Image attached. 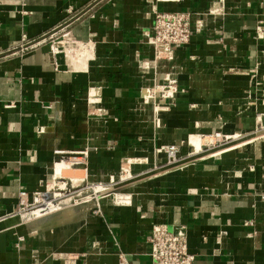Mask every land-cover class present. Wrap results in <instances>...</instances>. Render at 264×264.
I'll use <instances>...</instances> for the list:
<instances>
[{
  "label": "crops",
  "instance_id": "obj_1",
  "mask_svg": "<svg viewBox=\"0 0 264 264\" xmlns=\"http://www.w3.org/2000/svg\"><path fill=\"white\" fill-rule=\"evenodd\" d=\"M211 1L0 0V264H151L153 225L185 226L195 264H264V0L207 11ZM154 10L215 13L154 65L144 37ZM63 34L55 56L49 39ZM69 42L89 49L74 57ZM159 73L175 81L174 97L145 104L141 89ZM92 87L104 120L88 114ZM218 133L229 140L209 143ZM191 137L202 141L197 152ZM172 144L174 172L132 188L130 206L103 202L99 215L49 232L9 217L20 192L45 188L60 158L86 153L82 179L100 180L124 160L135 172L154 169L166 162L155 152Z\"/></svg>",
  "mask_w": 264,
  "mask_h": 264
},
{
  "label": "built area",
  "instance_id": "obj_2",
  "mask_svg": "<svg viewBox=\"0 0 264 264\" xmlns=\"http://www.w3.org/2000/svg\"><path fill=\"white\" fill-rule=\"evenodd\" d=\"M18 1L21 2L22 6H24L25 0ZM221 4L222 0H212L207 11L215 9L217 8V5ZM21 14L24 15L26 12L22 11ZM194 15L195 16L187 12L164 13L157 10L153 11V25L151 31L146 33L144 37L145 44L150 46L153 50L154 65L162 60H171L175 51L187 46L190 43L193 34L202 31L204 26L203 18L206 17V12ZM67 36V34H63L60 40L53 38V36L50 37V51L53 55L56 56L59 54L58 47L64 45ZM67 48H69L70 54L74 53L81 56V54L84 53V49H89V46L88 44L85 46L80 43L69 42ZM167 80V83H165V80L160 79L159 76L156 75V77L152 80V85L144 86L141 89L143 103H151L154 106L157 98L162 101L173 99L176 92L175 81L172 79ZM91 91H94L93 95H91ZM100 91L101 90L97 87L89 88L87 91L86 104L90 117L104 120L108 117V112L102 107ZM260 118H262V116H257L256 119L260 120ZM257 128L263 129L261 124L258 125V122ZM42 131L43 130L39 132ZM228 140L229 137L222 136V134L218 133L209 138V143L213 142L221 145ZM164 147L166 148V159L168 164H177L180 159L178 146L172 144ZM55 154L59 155V152L55 151ZM86 156L87 154L83 153L79 159L69 161V159L64 160L60 158L59 161L65 163L69 167L83 168L86 165ZM47 189V185H45V188L42 191L32 194L20 192L18 194L19 209L16 214L9 217H22L28 211L32 213V211L35 210L34 208L37 209V207L42 209L41 207H43L47 202L45 201L44 196L47 194L56 195L54 193H50V190ZM118 191H120V189ZM118 195L113 196L111 205L130 206L132 204L131 193L127 192L124 199H117ZM56 199L57 196L53 197L50 201L55 202ZM88 214L99 215L100 206L98 205L95 208H92V210L89 209L83 216H87ZM148 243L150 245L149 258L151 264H195V256L188 252V241L185 226H179L178 228L170 231L164 225H153L150 236L148 237ZM59 255L63 256L62 254ZM63 260H66L65 256H63ZM119 260L122 263L125 262L122 256H119Z\"/></svg>",
  "mask_w": 264,
  "mask_h": 264
},
{
  "label": "rangeland",
  "instance_id": "obj_3",
  "mask_svg": "<svg viewBox=\"0 0 264 264\" xmlns=\"http://www.w3.org/2000/svg\"><path fill=\"white\" fill-rule=\"evenodd\" d=\"M134 165L136 164L128 163L127 160H124L118 166L117 176H109L105 179L102 178L100 180L87 178L84 181L81 180V181L72 182L71 180H64L59 177L51 178L50 180H48L46 184L48 188L47 190H50V193H54L57 195L56 202L63 200L65 198H71L70 205L73 206L74 210L78 215L77 220H79L83 215L86 214V211H88L89 209L92 210V208H95L98 205L101 206L103 202H109L111 204V202L113 201V196L118 195L120 193V191H118L119 189L128 188L131 186L129 189H127V192H129L132 190V188L138 186L139 182L148 179L149 177L166 172L172 169L173 167H175L177 164H168L166 159V162L164 164L157 165L155 166L154 169L145 167L148 165H143V164L142 166L139 165V168L142 167V169L136 172L133 171ZM71 168H76V167H71ZM51 175L52 172H50V176ZM50 183L54 185L52 186ZM48 185H51V187ZM95 189H99L100 193L94 192ZM29 212L30 211L26 212L24 214L25 216L23 215L22 217H17L21 226L27 228L29 232L30 231L49 232L51 230L52 227L51 219L55 217L54 215L52 216L48 215V216H42L36 218L32 217L31 219H29ZM28 219L29 221H27ZM57 254H60V252L54 251L50 254L51 256L49 257L52 258Z\"/></svg>",
  "mask_w": 264,
  "mask_h": 264
},
{
  "label": "bare ground",
  "instance_id": "obj_4",
  "mask_svg": "<svg viewBox=\"0 0 264 264\" xmlns=\"http://www.w3.org/2000/svg\"><path fill=\"white\" fill-rule=\"evenodd\" d=\"M211 13H215V11L213 12H208L206 14V16H210ZM74 57H75V54H74ZM77 59V58H76ZM164 61H168V60H162V61H159L158 62V65L162 64L161 62H164ZM152 70V69H151ZM159 70V69H158ZM159 78L164 80L163 78H165V83H167V79H171V77L169 75H164L162 73H159L158 74ZM158 99V98H157ZM154 117V116H153ZM237 138V136H235ZM234 137V138H235ZM190 144H192V146L195 148V151L197 152L199 149H200V146L202 144V141L196 137H191L190 138ZM162 150H159L157 152H155V159L157 158H161V156L163 154L166 155L167 157V154H166V148L163 147L161 148ZM128 163H133L132 160H128L127 161ZM145 162V161H144ZM143 162V163H144ZM85 171L82 169V168H71L69 166H67L65 163L63 162H60L58 164L55 165V171H54V174H53V177L52 178H56V177H59L61 179H64V180H71L72 182H75V181H79V180H84L82 179V177L85 175L84 173ZM171 172H174L173 170H169V171H166V172H163V173H160L158 175H156L155 177L153 178H158L159 180L161 178H164L166 176H168ZM153 178H149V179H145L141 182L138 183V185H141V184H144L150 180H153ZM60 179V180H61ZM112 180V179H111ZM114 180V179H113ZM53 183V182H52ZM50 183L52 186L54 184ZM51 185H48L51 187ZM131 187V186H130ZM130 187L128 188H123V189H120V194L118 195L117 199H124V196L125 194L127 193V189H129ZM77 188V187H76ZM98 188V187H97ZM91 189V188H90ZM94 189V187H93ZM60 191V189H59ZM94 192H99V189H95ZM74 193V192H73ZM76 193V192H75ZM100 193V192H99ZM72 194V193H71ZM68 195V194H67ZM101 195V194H100ZM57 195H53V194H47L44 196V199L45 201H47L45 203V205L43 206L44 208L42 209H35L32 211V213L29 214V219H31L32 217L36 218V217H42V216H52L54 215L55 217H53L51 219V222H52V226L53 227H59V226H63V225H69L71 224L73 221H76L78 218H77V213L76 211L74 210L73 206H71L70 204V201H71V198H65L63 200H60V201H55V202H51L50 200L53 198V197H56ZM65 196V195H64ZM94 196V195H93ZM67 197V196H66ZM103 197V196H102ZM61 198V197H60ZM91 198V197H90ZM89 198V199H90ZM47 199V200H46ZM87 200V199H86ZM97 200V199H96ZM85 201V200H83ZM82 202V201H80ZM29 219L27 221H29ZM82 225V224H81ZM71 227V226H70ZM74 228V227H73ZM63 258V257H62ZM57 260H61L63 261V259H61L60 257L57 258Z\"/></svg>",
  "mask_w": 264,
  "mask_h": 264
}]
</instances>
